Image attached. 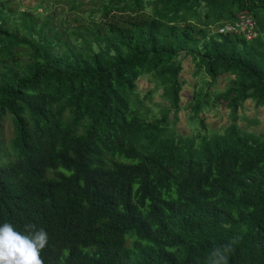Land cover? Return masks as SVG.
I'll list each match as a JSON object with an SVG mask.
<instances>
[{
    "label": "trees",
    "instance_id": "trees-1",
    "mask_svg": "<svg viewBox=\"0 0 264 264\" xmlns=\"http://www.w3.org/2000/svg\"><path fill=\"white\" fill-rule=\"evenodd\" d=\"M12 5L0 0V223L45 229L44 264H264V134L236 124L248 100L264 107V0ZM247 17L256 37L221 32ZM188 58L228 84L195 94L201 130L184 137L169 113ZM146 76L169 106L158 119L137 94ZM219 103L233 123L211 135L202 115Z\"/></svg>",
    "mask_w": 264,
    "mask_h": 264
},
{
    "label": "rangeland",
    "instance_id": "rangeland-1",
    "mask_svg": "<svg viewBox=\"0 0 264 264\" xmlns=\"http://www.w3.org/2000/svg\"><path fill=\"white\" fill-rule=\"evenodd\" d=\"M14 1H16V5H12V8L20 7L28 10L31 9L44 17H50L52 14L45 13L43 15V9L36 6L37 0ZM245 15V13L241 14V16ZM257 31L255 28L251 34L252 38L259 34V31ZM183 65L184 71L181 76L182 80H184V88L181 93L182 109L176 114L174 111H172L171 114L169 113L170 130L176 136H196L198 131L201 130V126L190 121L191 114L187 109V105L194 99L195 94L199 92L200 89H203L205 94H209V96L213 98L216 93L224 91L228 84V79L226 76H221L217 83H213L210 77L204 72H200L196 75V67L191 58L184 60ZM137 88V94L144 103L142 110L146 113L147 118H160L163 112V105H166V99L154 79L150 76L143 77L138 81ZM166 107L169 106L166 105ZM229 113L230 112L225 104L219 103L213 106L211 111L207 114L202 115V117H205L206 119V132L211 135L223 133L225 128L230 123H233ZM238 115L239 118L236 121V124H238L244 132L254 135L264 134V107H257L254 101L248 100L243 108L240 109ZM9 124L10 121L8 120L6 126H9Z\"/></svg>",
    "mask_w": 264,
    "mask_h": 264
},
{
    "label": "clouds",
    "instance_id": "clouds-1",
    "mask_svg": "<svg viewBox=\"0 0 264 264\" xmlns=\"http://www.w3.org/2000/svg\"><path fill=\"white\" fill-rule=\"evenodd\" d=\"M48 241L47 231L35 225L22 231L11 222L0 223V264H44L41 252Z\"/></svg>",
    "mask_w": 264,
    "mask_h": 264
},
{
    "label": "built area",
    "instance_id": "built-area-1",
    "mask_svg": "<svg viewBox=\"0 0 264 264\" xmlns=\"http://www.w3.org/2000/svg\"><path fill=\"white\" fill-rule=\"evenodd\" d=\"M256 24L252 17H247L246 19L242 20L233 25H227L221 29V32H228L234 34H244L248 39H252L251 34L255 30ZM251 37V38H250ZM254 38V37H253Z\"/></svg>",
    "mask_w": 264,
    "mask_h": 264
}]
</instances>
